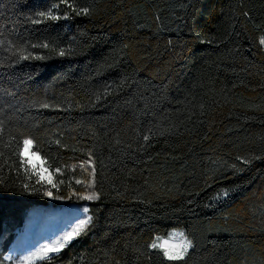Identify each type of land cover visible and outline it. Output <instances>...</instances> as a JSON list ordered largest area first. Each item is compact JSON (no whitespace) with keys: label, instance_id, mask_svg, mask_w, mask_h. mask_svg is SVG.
<instances>
[{"label":"trees","instance_id":"trees-1","mask_svg":"<svg viewBox=\"0 0 264 264\" xmlns=\"http://www.w3.org/2000/svg\"><path fill=\"white\" fill-rule=\"evenodd\" d=\"M69 2L0 0V261L18 222L67 201L89 226L32 264H170L147 246L176 229L178 264H264V0Z\"/></svg>","mask_w":264,"mask_h":264},{"label":"snow or ice","instance_id":"snow-or-ice-1","mask_svg":"<svg viewBox=\"0 0 264 264\" xmlns=\"http://www.w3.org/2000/svg\"><path fill=\"white\" fill-rule=\"evenodd\" d=\"M61 3L67 5L68 7H72V4L69 2V0H60ZM88 9L84 8L79 11H77V15L81 14H88ZM247 15V14H246ZM37 16L39 19H33L32 23L33 24H40L43 20H58L60 19L59 16L54 15L52 11H46V12H39L37 13ZM67 18V16H65ZM3 41L0 40V45H3ZM260 44L264 45V38L260 40ZM31 47H42V48H48V44H40L36 45L33 44ZM9 50L11 49V46H9ZM60 56H64L65 53L63 50L59 52ZM29 58L28 55L23 54V49L20 50L19 53V59L22 60H27ZM40 107L42 108H48V104H41ZM5 132V126H4V121L0 120V137L3 136ZM22 135L21 141L17 143V147L19 149L18 151V156L21 157L22 159L20 160V163L22 164H27L29 165L32 170L36 173L38 179L37 183H40V180L46 179V182L48 184H51L52 187H56L55 183H53L51 174L49 173V170L47 167H45V164L47 161L43 160L40 156V152L38 149L34 148V138L30 136H24ZM145 141L149 139L147 135L143 137ZM56 144H60V140L57 139L55 141ZM2 155V153H0ZM84 164H88L89 168L86 170L90 169V175L93 177L92 181L89 182L88 186L91 187L94 184V178H95V168L91 166V156L89 157L88 161H85ZM84 164H81V167H84ZM27 170V169H26ZM55 171L59 173L61 171L60 168H56ZM77 184H82L84 181L81 180H76L75 181ZM60 183H63V181H60ZM26 187V185H25ZM45 195L51 196V192H45ZM75 194V193H74ZM227 193H225L226 195ZM57 199L59 197H56ZM81 199L84 200H94L98 199V195L95 192H92L90 195L82 196L80 197ZM81 211V210H78ZM88 208L84 207L82 209L83 213H88ZM91 217L87 216L86 218L81 216L78 221H74V226H70V230H66L64 234L48 243L43 245L39 252L35 254V256L44 261H51L52 259L55 258V255L60 253L61 251L64 250V248L71 244L72 241H74L76 238H78L81 233L87 228V226L91 222ZM149 251H158L161 255L162 258L165 261L170 262V264H178V262H183L186 260V256L189 253V250L193 248V243L191 240L187 238L184 232H178V231H173L168 234L167 238H161V237H155L147 246ZM7 259V258H5ZM0 264H3V261H0ZM116 264H119V261L116 262Z\"/></svg>","mask_w":264,"mask_h":264},{"label":"rangeland","instance_id":"rangeland-1","mask_svg":"<svg viewBox=\"0 0 264 264\" xmlns=\"http://www.w3.org/2000/svg\"><path fill=\"white\" fill-rule=\"evenodd\" d=\"M92 192L93 187L91 186L87 195ZM80 201L89 202L81 198ZM75 205H70L65 201L58 203L56 209L44 207L33 209L24 227H20L19 222L17 223L18 240L14 242L4 257L3 264H32L39 261L40 259L35 254L43 245L60 238L66 230H70V226H74L73 222L78 221L81 216L85 218L90 216L89 212L86 214L82 212V209L87 206ZM173 231L184 232L177 229L171 232ZM167 236L161 238H167Z\"/></svg>","mask_w":264,"mask_h":264}]
</instances>
